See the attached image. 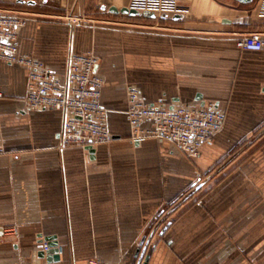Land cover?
Listing matches in <instances>:
<instances>
[{"label":"crops","instance_id":"0c3cea01","mask_svg":"<svg viewBox=\"0 0 264 264\" xmlns=\"http://www.w3.org/2000/svg\"><path fill=\"white\" fill-rule=\"evenodd\" d=\"M24 1L0 0L28 18L20 54L63 78L70 52L91 51L112 140L61 148L63 114L29 108L28 69L0 61V264H136L148 238L141 264H264V49L237 45L264 33V0ZM130 89L162 108L214 104L224 127L196 158L134 140ZM47 237L57 261L40 255Z\"/></svg>","mask_w":264,"mask_h":264},{"label":"built area","instance_id":"2783aa9c","mask_svg":"<svg viewBox=\"0 0 264 264\" xmlns=\"http://www.w3.org/2000/svg\"><path fill=\"white\" fill-rule=\"evenodd\" d=\"M150 11V10H149ZM28 21L25 14L0 13V61L28 69L26 103L31 109H51L63 114L59 145L89 146L109 143L112 134L107 110L100 102L103 81L96 73L97 57L91 52H70L66 73L56 77L41 61L20 54L17 30ZM237 45L245 50L264 49V33L242 36ZM127 118L134 140L152 137L171 142L188 158H196L203 145L209 144L225 123V116L214 104L199 109L162 108L142 99L136 89L128 92ZM149 121L150 126L142 124ZM43 250L47 251L44 243ZM87 264H106L91 259Z\"/></svg>","mask_w":264,"mask_h":264},{"label":"water","instance_id":"95a60500","mask_svg":"<svg viewBox=\"0 0 264 264\" xmlns=\"http://www.w3.org/2000/svg\"><path fill=\"white\" fill-rule=\"evenodd\" d=\"M240 2H248L250 0H238ZM20 3H27V4H34V1H24V0H19ZM103 9L105 7H102ZM108 11L110 13H113V14H124V15H129V16H143V17H148V18H155L156 17V14L152 11H149V10H143V11H138L134 8H128V7H123V8H116L114 6L108 8ZM88 149L91 150V147L88 146ZM92 151V150H91ZM46 241V244H47V247H48V250L45 251V252H41L40 255L41 256H45L47 257L48 261H51V260H54V261H57L58 258H59V248H58V243L57 241H55V238L54 237H47L45 239ZM150 241V238H148L146 240V244H145V247H144V250H142V252L140 251H137V255H139V258H138V261L136 264H141L142 263V260H143V253L146 249V246L148 245ZM147 260V257L145 258V261Z\"/></svg>","mask_w":264,"mask_h":264},{"label":"rangeland","instance_id":"374dc122","mask_svg":"<svg viewBox=\"0 0 264 264\" xmlns=\"http://www.w3.org/2000/svg\"><path fill=\"white\" fill-rule=\"evenodd\" d=\"M12 11H0V13H7V14H10V13H16L14 10H16V11H20L17 7H12ZM86 16V15H85ZM78 20V19H77ZM90 21H89V18H87V16H86V18L84 17L83 18V20H81V21H73L72 23L73 24H77V23H89ZM203 181V180H202ZM201 182V181H200Z\"/></svg>","mask_w":264,"mask_h":264}]
</instances>
